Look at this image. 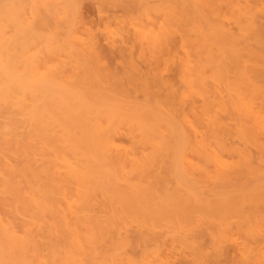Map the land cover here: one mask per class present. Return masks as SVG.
<instances>
[{
	"label": "bare ground",
	"instance_id": "1",
	"mask_svg": "<svg viewBox=\"0 0 264 264\" xmlns=\"http://www.w3.org/2000/svg\"><path fill=\"white\" fill-rule=\"evenodd\" d=\"M0 264H264V0H0Z\"/></svg>",
	"mask_w": 264,
	"mask_h": 264
},
{
	"label": "rangeland",
	"instance_id": "2",
	"mask_svg": "<svg viewBox=\"0 0 264 264\" xmlns=\"http://www.w3.org/2000/svg\"><path fill=\"white\" fill-rule=\"evenodd\" d=\"M95 6L92 4H86L83 8V13H84V17L86 19H88L89 21L93 22L94 24H96L98 21V15L97 12L95 10Z\"/></svg>",
	"mask_w": 264,
	"mask_h": 264
}]
</instances>
